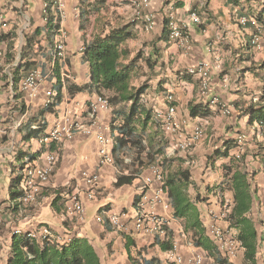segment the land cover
<instances>
[{"label":"crops","instance_id":"0c3cea01","mask_svg":"<svg viewBox=\"0 0 264 264\" xmlns=\"http://www.w3.org/2000/svg\"><path fill=\"white\" fill-rule=\"evenodd\" d=\"M0 6L9 22L0 38V49L4 52L0 65V116L6 125V133L0 136V264L7 263L17 229L31 232L44 226L60 242L87 239L102 264H134V259L141 258H156L166 264L170 262L168 249L173 241L186 259L183 264H188L187 260L195 252L205 255L202 264H264V124L257 126L259 120H251L253 114L264 109V0H149L143 12L154 14L157 24L153 30H147L144 20L135 17L130 0L104 3L66 0L62 11L51 8L48 16L61 31L56 25L54 28L47 25L43 0H0ZM90 8L93 9L88 19L83 21L81 12ZM96 11L101 13L96 20L91 19ZM194 12L200 22L192 20ZM171 16L186 27L191 36V50L179 47L170 33L164 31L163 19ZM133 20L137 21L132 25L135 36L126 44L131 58L145 49L140 59L145 57L144 70L148 73L141 79L148 81L139 84L132 79V83L147 85L142 103L153 113L144 136L162 149L159 163L174 200V204L170 202V209L160 204L154 209L169 219L168 240L137 232L132 221L143 178L151 175L150 166L139 169L133 149L123 155V164L115 160L113 165H100L99 143L94 135L77 132L71 140L43 147L57 151L59 160L36 203L22 205L20 197L12 198L10 192L12 179L23 177L24 158L32 156L39 162L43 149L37 139L41 134L66 117L87 118L89 102L98 93L78 92L75 87L70 92V86H84L91 81L90 67L83 60L85 40L105 35ZM37 30L40 34L32 40V52H25L27 37ZM255 36L257 42H253ZM58 41L66 43L68 65L73 72L71 79H64L63 68L54 62L53 51ZM34 57L47 62L49 67L47 74L43 71L41 94L30 98L20 92L19 86L27 73L23 63ZM157 57L159 60L154 64ZM45 62L40 67L42 70ZM201 63L205 64L203 70ZM58 65L64 98L55 106V111L48 112L49 97L45 91L52 90L53 103L57 83L54 69ZM204 70L206 79L202 75ZM204 81L208 83L206 88ZM170 94L177 108L175 121L180 125L179 131L184 134L196 126L203 128V136L189 149L177 147L179 135L165 131L155 118L157 109L166 108ZM112 116L101 115V120L109 125L110 136L113 135ZM40 125H44L43 131L27 136L30 128ZM240 134L245 135L243 148L238 141ZM84 171L100 176L93 198L89 197L90 187L83 177ZM122 175L136 178L117 186ZM240 180L250 193L247 209L235 210L230 220L214 221L212 212L220 214L223 202H230L235 209L242 202L243 185L238 188L237 184ZM157 186L154 183L148 194L152 195ZM75 195L84 203L82 214L70 210ZM56 196L60 197L58 204L64 206L61 212L52 206ZM124 211L128 213L127 229L122 232L110 229L107 221L102 223L97 219L103 212L107 219L112 213ZM213 223L245 237V241H252L255 262L246 257L245 249L235 258L223 255L210 234ZM197 238L203 242L202 246L194 245ZM225 258L228 263L219 262Z\"/></svg>","mask_w":264,"mask_h":264},{"label":"built area","instance_id":"2783aa9c","mask_svg":"<svg viewBox=\"0 0 264 264\" xmlns=\"http://www.w3.org/2000/svg\"><path fill=\"white\" fill-rule=\"evenodd\" d=\"M66 0H43V8L45 12V20H49L48 9L56 8L58 11L64 9ZM80 1V0H78ZM130 3L134 9V15L136 18H142L144 20L145 28L147 30H153L157 24L156 18L153 13H144L143 8L149 5V0H130ZM191 18L195 22H200V17L197 13H192ZM57 21V20H56ZM9 22L6 19V15L0 6V38L2 34L8 29ZM167 26L170 33V38L176 42V44L189 51L191 50V36L186 31V27L179 23L173 16L167 19ZM59 31L60 27L58 28ZM258 37L255 36L253 42H257ZM84 48V46H83ZM82 48V50H83ZM4 52L0 49V65L3 61ZM53 59L55 63L60 64L64 79L73 78V72L68 65V55L66 49V43L64 41H58L53 51ZM204 63H201L200 69L203 70ZM193 72V70L191 71ZM203 78L206 79L207 73L202 71ZM45 80L43 70L40 67H34L26 73L20 82V92L29 96L30 98L38 97L42 92V84ZM207 81H204V88L207 87ZM46 95L49 99L46 101V105L51 103L50 97L53 95L52 90L46 89ZM169 103L166 108L157 109L155 111V118L158 123L163 127L165 131L173 134H178L180 139L177 141V147L180 149H189L193 144L203 136V128L201 126L194 127L189 133L180 132V125L176 123V105L174 103L173 95L168 96ZM89 112L86 120L73 119L66 117L63 121L58 122L53 129L43 133L37 140L42 147H48L53 143L63 141L64 139L71 140L74 138L77 132H82L86 135H94L99 143V163L100 165H113L115 159L112 153L113 139L108 134L109 125L101 120L103 113L112 114V106L109 101V97L103 94H97L90 100ZM225 112H229L225 109ZM257 126H262L263 122L258 121ZM6 133V125L3 117L0 116V136ZM238 141L240 147L243 148L245 142V135H238ZM59 160V153L49 148L43 149L39 156V162L31 157L26 156L24 158L23 177L20 181L21 196L19 201L22 205H30L36 202L42 195L47 183L51 180L55 167ZM151 175L143 178L140 197L137 201L135 216L132 218L134 228L137 232H141L145 235H153L164 240H168L170 237L169 231V219L166 215L156 212L155 206L160 204L165 209H170V198L167 193V187L165 184V177L161 164L154 163L150 165ZM85 182L90 187L89 197L93 198L94 188L100 180L98 173L83 172ZM158 183L155 187L152 195L148 194L149 188ZM72 207L70 210L82 214L85 211L84 203L79 199L77 195L72 197ZM150 205V207H147ZM220 214L212 212V218L214 221L219 219H227V216L231 210L230 202H223ZM127 212L112 213L107 219L103 214H100L97 219L100 222L107 221L114 230L118 232L125 231L127 225L125 219L127 218ZM16 233H22L20 229L15 231ZM33 236L37 238H44L52 236V231L49 227L44 226L39 231H31ZM210 234L217 242L219 249L227 258H235L239 252L244 249L241 241L238 239V234L233 233L222 226L213 223L210 227ZM205 259V255L195 252L188 260V264H202ZM168 260L177 264H183L186 259L178 252V244L173 241L170 249H168Z\"/></svg>","mask_w":264,"mask_h":264},{"label":"trees","instance_id":"16d2710c","mask_svg":"<svg viewBox=\"0 0 264 264\" xmlns=\"http://www.w3.org/2000/svg\"><path fill=\"white\" fill-rule=\"evenodd\" d=\"M85 0H80V3ZM89 1V0H86ZM104 3L106 0H97ZM90 9H85L81 12L83 21L88 19L91 13ZM51 8L48 9L50 16ZM94 12V11H93ZM137 24L136 20L131 21L121 27L111 29L105 35H97L91 40H85L83 52V60L88 63L91 71V81L84 86H70V92L75 87L78 92L81 91H96L98 94L105 95L106 92L111 94L108 96L112 106V137L114 138V147L112 153L118 164H123L125 159L123 155L127 150H134L133 155L135 164L140 167L150 166L158 163L159 155L162 152L160 147L153 143V140H147L144 136L148 121L153 117L151 109L145 107L142 103V94L145 92L147 85L142 84L135 86L132 82L134 79V72L137 69V64L141 58V54L137 53L134 57L130 58L131 51L127 46L126 41L135 36L132 25ZM49 27L54 28L57 23H53L49 17L47 24ZM164 31L168 32L167 20L164 21ZM40 31L37 30L27 37V45L24 51L27 52L33 49L32 40L35 39ZM41 49V45L40 48ZM36 55V54H35ZM159 57L155 59L154 64L158 62ZM150 59H148V62ZM39 60L36 57L27 60L23 63L24 69L28 70L37 67ZM59 65L55 67L54 73L57 77L55 85L56 96L54 102L47 106L48 112L55 111V106L63 101V84L61 81ZM69 89V87H68ZM262 121L264 124V109L252 115L251 120ZM160 125V123H158ZM44 130V125L36 128H30L27 136L32 137L39 134ZM45 133V132H44ZM42 135V134H41ZM40 135V136H41ZM31 159L32 156H30ZM132 163V162H131ZM23 169V168H22ZM22 177V176H21ZM21 177L13 178L11 181V196L18 198L21 196L17 186L21 181ZM21 178V179H20ZM136 178L135 175H122L118 177L117 186L126 183H131ZM165 184L168 189V196L170 202L174 204L173 195L169 188V182L165 179ZM238 188L240 184L243 185L241 200L238 206L231 207L227 216L230 220L233 217L235 210L242 211L248 207V199L250 193L246 191L244 182L238 181ZM138 199L140 195L137 196ZM59 196H56L52 201V206L57 212H61L64 206L58 204ZM137 199V200H138ZM110 225V224H109ZM113 227L110 225V229ZM238 239L241 241L242 246L246 250V257L252 262L254 260L255 244L252 241H245V237L238 234ZM194 245L202 246L203 242L197 238L194 239ZM129 245V243H128ZM171 247V246H170ZM254 247V248H253ZM10 255L6 264H102L101 258L97 253L95 247L85 238L72 239L68 242H60L52 236L37 238L29 231L22 233H13ZM170 249V248H169ZM132 259V258H131ZM221 263H228L225 259H220ZM134 264H162L156 258L134 259ZM166 264H177L175 262H167Z\"/></svg>","mask_w":264,"mask_h":264},{"label":"rangeland","instance_id":"374dc122","mask_svg":"<svg viewBox=\"0 0 264 264\" xmlns=\"http://www.w3.org/2000/svg\"><path fill=\"white\" fill-rule=\"evenodd\" d=\"M101 13V12H100ZM100 13H97V11L95 12V13H93L92 14V16H91V19H95L96 20V18L95 17H97V15L98 14H100ZM164 21H166V19H163V22ZM96 22V21H95ZM92 24V21L90 20V24L89 25H91ZM144 51H145V49H140V54H141V56H142V53H144ZM130 58H131V56H130ZM43 62H45V61H43ZM42 60H40L38 63H37V67H43L42 66ZM45 65L46 66H44V68H43V71H44V73L45 74H47L48 73V71H47V69H48V64H47V62H45ZM147 64H146V62H145V57H143L142 59H139V61H138V64H137V69L135 70V72H134V79H135V82H137V83H139V84H141V83H146L148 80H143L146 76H147V73L148 72H146L145 70H144V68H145V66H146ZM46 71V72H45ZM141 78H143V79H141ZM150 85V84H149ZM110 114V113H109ZM149 169H150V167H149ZM37 202V201H36ZM36 202H34V203H36ZM31 204H33V203H31ZM30 204V205H31ZM212 216V215H211Z\"/></svg>","mask_w":264,"mask_h":264}]
</instances>
